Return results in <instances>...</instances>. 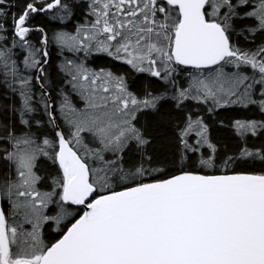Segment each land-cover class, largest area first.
Listing matches in <instances>:
<instances>
[{"label":"snow or ice","instance_id":"6c2138e0","mask_svg":"<svg viewBox=\"0 0 264 264\" xmlns=\"http://www.w3.org/2000/svg\"><path fill=\"white\" fill-rule=\"evenodd\" d=\"M0 264H264V0H0Z\"/></svg>","mask_w":264,"mask_h":264},{"label":"trees","instance_id":"16d2710c","mask_svg":"<svg viewBox=\"0 0 264 264\" xmlns=\"http://www.w3.org/2000/svg\"><path fill=\"white\" fill-rule=\"evenodd\" d=\"M45 19L48 20L52 26H62L65 23V22H62V21H59L60 24L59 23H55L57 20L51 19L50 16L46 17ZM68 28H69V30H71V28H72L71 24L68 25ZM55 55L56 54L54 53L53 54V58H55ZM95 61H96V64H100L102 66V63H103L102 61H100L98 59H96Z\"/></svg>","mask_w":264,"mask_h":264},{"label":"flooded vegetation","instance_id":"af4514ba","mask_svg":"<svg viewBox=\"0 0 264 264\" xmlns=\"http://www.w3.org/2000/svg\"><path fill=\"white\" fill-rule=\"evenodd\" d=\"M55 23H59L60 24V22L57 20ZM96 59H93V63H95L96 64V61H95Z\"/></svg>","mask_w":264,"mask_h":264}]
</instances>
